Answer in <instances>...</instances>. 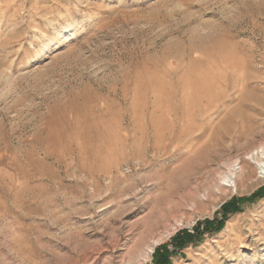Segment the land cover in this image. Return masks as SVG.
I'll list each match as a JSON object with an SVG mask.
<instances>
[{"label":"rangeland","instance_id":"1","mask_svg":"<svg viewBox=\"0 0 264 264\" xmlns=\"http://www.w3.org/2000/svg\"><path fill=\"white\" fill-rule=\"evenodd\" d=\"M263 146L264 0H0V264H264Z\"/></svg>","mask_w":264,"mask_h":264},{"label":"bare ground","instance_id":"2","mask_svg":"<svg viewBox=\"0 0 264 264\" xmlns=\"http://www.w3.org/2000/svg\"><path fill=\"white\" fill-rule=\"evenodd\" d=\"M263 156H264V146L261 147L260 151L257 152V156L255 157V154H253V155H252V158L255 159V160H257V161H260V163H261V159H262ZM261 164H262V163H261ZM243 169H244V168H243ZM228 182H229V183L234 182V175H231V177L228 178Z\"/></svg>","mask_w":264,"mask_h":264},{"label":"trees","instance_id":"3","mask_svg":"<svg viewBox=\"0 0 264 264\" xmlns=\"http://www.w3.org/2000/svg\"><path fill=\"white\" fill-rule=\"evenodd\" d=\"M162 259H164V257ZM162 264H164V263H162Z\"/></svg>","mask_w":264,"mask_h":264},{"label":"built area","instance_id":"4","mask_svg":"<svg viewBox=\"0 0 264 264\" xmlns=\"http://www.w3.org/2000/svg\"><path fill=\"white\" fill-rule=\"evenodd\" d=\"M190 230H192V228Z\"/></svg>","mask_w":264,"mask_h":264}]
</instances>
